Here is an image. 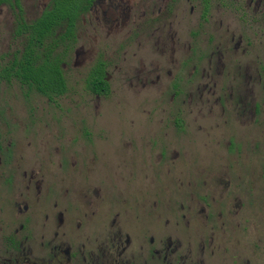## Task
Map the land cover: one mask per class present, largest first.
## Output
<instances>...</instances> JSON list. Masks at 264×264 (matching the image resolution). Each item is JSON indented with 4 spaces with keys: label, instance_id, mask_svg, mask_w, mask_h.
Masks as SVG:
<instances>
[{
    "label": "flooded vegetation",
    "instance_id": "1",
    "mask_svg": "<svg viewBox=\"0 0 264 264\" xmlns=\"http://www.w3.org/2000/svg\"><path fill=\"white\" fill-rule=\"evenodd\" d=\"M54 13L56 101L12 69L24 29ZM0 24L15 41L0 87L73 112L64 124L98 152L5 144L0 102V264H264V0H0ZM127 89L140 116L128 138L104 122ZM112 129L137 149L109 185L95 173Z\"/></svg>",
    "mask_w": 264,
    "mask_h": 264
},
{
    "label": "rangeland",
    "instance_id": "2",
    "mask_svg": "<svg viewBox=\"0 0 264 264\" xmlns=\"http://www.w3.org/2000/svg\"><path fill=\"white\" fill-rule=\"evenodd\" d=\"M14 47L15 41H13L10 29L4 27L3 24H0V58L7 57ZM1 85L0 102L6 103V105L8 104L11 108H13L12 115L9 119L11 124L1 129L3 135L4 132H6V129L14 130L11 135H4L5 144H7L9 138L13 136L22 137V142L24 144H26L28 141H31L37 146L42 145L48 151H53L56 146H60L62 149L69 151L70 153L73 151H76V153H98L95 151L92 152L94 146H91L88 142L83 141V139L77 134L79 133L78 130L74 131V128L71 125L64 124L66 119L70 121L74 115L73 112H71L69 115H65V111H61L55 106V104L51 102L49 103L47 98L41 97L37 94H32L28 98V101L32 103L30 106L32 110H30L25 104L27 100L25 98V94L19 89L17 85H13L11 87L9 85L4 86L5 84ZM122 95H126L128 99L124 97L119 106H117V111L109 113L105 117L104 122L111 125V128H116L118 130L122 129V131H126L125 135L127 136L126 138H128L137 134L135 128L130 125L128 120L133 118L137 122L138 117H140L139 112H137L138 99L132 90L127 89L125 93H122L112 99L111 105L113 106L117 98ZM73 99H75L73 95H69L67 99H63L62 101L65 103L64 107H71V104L68 102H71ZM30 111H33L34 113V116L32 117L34 121L31 124L32 126L28 128V133H25L24 126L25 123H27L26 121H28L26 112ZM14 118L15 120H12ZM112 130L114 131V129ZM114 133L115 137L112 141H101L97 143V145H100V143L103 142V150L101 153H104L103 161H105L106 164L104 166L100 165L99 170L95 173V175L101 174L102 176H106L107 183L109 185H111L109 176L117 168L116 161L120 163V160L123 159L127 153H132L137 149L136 145L133 144L128 146L125 150L120 143L123 140L120 142L118 141V138L121 137L119 135L120 132L114 131ZM75 137L79 138L78 141L74 139L69 140V138ZM210 153H212L210 150L204 151V162H208V160L211 158ZM120 167L124 168L125 165ZM69 182H72L71 177L69 178Z\"/></svg>",
    "mask_w": 264,
    "mask_h": 264
},
{
    "label": "trees",
    "instance_id": "3",
    "mask_svg": "<svg viewBox=\"0 0 264 264\" xmlns=\"http://www.w3.org/2000/svg\"><path fill=\"white\" fill-rule=\"evenodd\" d=\"M56 17L57 13L46 14L35 21L31 29H24L23 33L28 32L29 42L23 55L15 62L16 65L20 63L19 66L12 67L22 81L36 86L52 101H56V96L65 91V79L60 67L61 53L55 51L59 40L52 29L57 24ZM72 30L69 28L67 34ZM45 37L48 40L44 43Z\"/></svg>",
    "mask_w": 264,
    "mask_h": 264
}]
</instances>
